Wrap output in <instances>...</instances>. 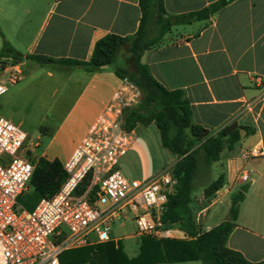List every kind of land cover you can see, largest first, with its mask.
Wrapping results in <instances>:
<instances>
[{
    "label": "crops",
    "instance_id": "crops-1",
    "mask_svg": "<svg viewBox=\"0 0 264 264\" xmlns=\"http://www.w3.org/2000/svg\"><path fill=\"white\" fill-rule=\"evenodd\" d=\"M215 1L163 0V6L168 15L179 16ZM140 19L138 0H0V49L4 39L20 54L50 59L55 63L44 66L58 68L59 60L88 61L95 43L107 34L134 35ZM170 35L175 37L174 42L145 51L141 63L163 88L185 94L194 124L212 135L231 124L240 128V141L232 149H223L211 167V181L222 178L221 187L209 197H205L203 188L193 193L191 211L197 231L208 232L223 222L233 195L241 186L248 185L226 246L248 262H261L264 260V0L232 1L209 20L175 26ZM4 60L9 59H0V79L12 67L2 69ZM21 65L32 64L24 61ZM119 85L120 79L109 67L95 73L64 70L51 96L58 109L59 101L69 93L70 105L60 113L58 130L74 132L76 138L62 156L50 153L47 147L48 160L57 159L62 165L69 159ZM253 147L260 148L262 156L245 160L243 153ZM172 157L173 161L165 168L178 161ZM241 170L249 174L245 184L237 181ZM109 238L108 242H119L118 238ZM129 238L137 240L135 250L127 253L121 247L127 258L133 259L139 254L143 238L158 242L167 238L185 239V235L173 224L163 227L159 237L134 233Z\"/></svg>",
    "mask_w": 264,
    "mask_h": 264
},
{
    "label": "built area",
    "instance_id": "built-area-1",
    "mask_svg": "<svg viewBox=\"0 0 264 264\" xmlns=\"http://www.w3.org/2000/svg\"><path fill=\"white\" fill-rule=\"evenodd\" d=\"M7 81L17 83L15 76ZM7 87L0 81V97ZM140 89L120 79L102 113L69 159L65 179L50 198L18 212L17 198L30 186L34 166L25 156L27 134L0 117V264H62L68 251L109 241L111 225L131 216L139 236L159 237L160 222L175 180L170 168L144 180L126 177L119 167L136 140L125 128L124 114L141 101ZM262 156L253 147L245 160ZM247 171L237 181L245 184ZM94 237V238H92Z\"/></svg>",
    "mask_w": 264,
    "mask_h": 264
},
{
    "label": "trees",
    "instance_id": "trees-1",
    "mask_svg": "<svg viewBox=\"0 0 264 264\" xmlns=\"http://www.w3.org/2000/svg\"><path fill=\"white\" fill-rule=\"evenodd\" d=\"M235 0H217L198 11L170 16L163 0H138L141 19L138 31L128 37L107 34L94 45L88 61L59 60L56 63L69 69H81L88 73L101 71L105 67L113 70L119 79H128L141 91V101L127 110L126 123L151 122L158 130L162 147L178 158L172 176L175 180L173 192L168 196L160 222L163 227L177 224L185 239H162L154 241L143 238L137 257L128 259L119 242H105L96 246L65 252L60 257L62 264H154L200 262L201 264H264V260L251 263L241 254L227 248L226 241L235 227L238 207L243 200L242 192L232 197L227 218L214 229L199 233L191 211L193 193L204 189L209 197L222 185V178L211 181V167L223 149H232L240 141L239 127L228 125L216 134H210L191 119L189 101L181 90L168 91L150 74L141 63L142 54L158 46L163 32L175 26L207 21L220 9ZM151 31H157L151 37ZM162 33V34H161ZM1 35V34H0ZM33 61L40 66L54 61L32 55H22L8 42L2 40L0 59ZM126 129L128 125H124ZM188 129L202 143L190 150L182 135ZM65 179L62 165L57 160H39L34 169L30 185L41 198H50Z\"/></svg>",
    "mask_w": 264,
    "mask_h": 264
},
{
    "label": "rangeland",
    "instance_id": "rangeland-1",
    "mask_svg": "<svg viewBox=\"0 0 264 264\" xmlns=\"http://www.w3.org/2000/svg\"><path fill=\"white\" fill-rule=\"evenodd\" d=\"M170 33L171 30L167 33L163 32V37L158 42V46L175 41V37L171 36ZM157 34H159L157 31H151L150 35L154 37ZM24 61L27 60H21L17 63L9 58L8 61H1L2 69L12 67L0 79L7 87V92L0 97V117L8 119L27 133L25 156L32 162L35 169L41 159L48 162L57 160L46 158L45 149L47 147L50 153H57L62 156L72 147L76 134L74 132L61 133L58 130L60 113L70 105L69 93L68 97L59 101L58 109L55 106V98L51 96V92L58 86V81L63 78L64 70L67 68L62 64H58V68L54 66L43 67L33 61H27L28 64L32 65L23 66L21 64ZM8 76H15L18 80L17 83L8 82ZM128 114H124V125H128V128L136 134V140L131 149L120 160L119 167L126 177L144 180L171 164L173 157L162 147L158 130L154 125H151V122L127 124ZM182 135L185 143L191 145L190 150L197 148L202 143L188 129L184 130ZM174 165L170 168L171 172ZM39 199V195L30 185L27 191L17 198L18 212L32 210ZM126 215L130 219L126 221L125 226L121 227L123 221H115L111 225L112 230L109 236L118 238L120 244L129 253V251L135 250L137 240L129 238L136 232V228L130 214L126 212ZM96 245L98 244H94V246Z\"/></svg>",
    "mask_w": 264,
    "mask_h": 264
},
{
    "label": "water",
    "instance_id": "water-1",
    "mask_svg": "<svg viewBox=\"0 0 264 264\" xmlns=\"http://www.w3.org/2000/svg\"><path fill=\"white\" fill-rule=\"evenodd\" d=\"M247 188H248V185L241 186L239 191L242 192V193H246Z\"/></svg>",
    "mask_w": 264,
    "mask_h": 264
}]
</instances>
